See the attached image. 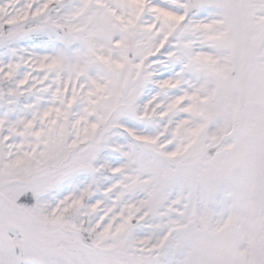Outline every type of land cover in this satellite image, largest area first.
<instances>
[{
	"label": "snow or ice",
	"instance_id": "obj_1",
	"mask_svg": "<svg viewBox=\"0 0 264 264\" xmlns=\"http://www.w3.org/2000/svg\"><path fill=\"white\" fill-rule=\"evenodd\" d=\"M0 264H264V0H0Z\"/></svg>",
	"mask_w": 264,
	"mask_h": 264
}]
</instances>
